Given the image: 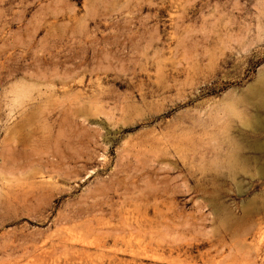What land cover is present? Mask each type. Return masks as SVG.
I'll return each instance as SVG.
<instances>
[{"label":"rangeland","instance_id":"rangeland-1","mask_svg":"<svg viewBox=\"0 0 264 264\" xmlns=\"http://www.w3.org/2000/svg\"><path fill=\"white\" fill-rule=\"evenodd\" d=\"M257 117L264 0H0V264L74 220L72 264H264ZM118 233L157 256L108 258Z\"/></svg>","mask_w":264,"mask_h":264},{"label":"bare ground","instance_id":"bare-ground-1","mask_svg":"<svg viewBox=\"0 0 264 264\" xmlns=\"http://www.w3.org/2000/svg\"><path fill=\"white\" fill-rule=\"evenodd\" d=\"M254 124H255V126L257 127V128H262V127H264V119H262V118H260V117H257L256 118V120H255V122H254ZM87 155V153H85V154H83L82 156L83 157H85ZM51 157V156H50ZM41 158V157H40ZM55 160H50V159H48V170L49 171H51V172H58V174L60 175V176H63V177H69V176H71V175H76L75 176V178L77 177V176H79L80 175V170H78V169H76L75 168V166H72V163H73V161H71V159L70 158H68L67 156H65V155H63V154H61V153H59V152H57V153H55ZM41 165V164H40ZM43 168V167H42ZM36 169H37V167H36ZM36 169H34V171L36 170ZM39 169H40V166H39ZM39 171H42V170H39ZM50 172V173H51ZM38 173V172H37ZM27 194V193H26ZM18 196V195H17ZM24 196V195H23ZM19 197V196H18ZM27 197V196H26ZM24 198V197H23ZM19 199V198H18ZM20 200V199H19ZM25 201V200H24ZM108 203V202H107ZM156 204H157V201H156ZM159 205L157 204V206L155 205V207H156V210L155 211H157V212H159V214H161V212L163 211H161V210H158V208H161L160 206L158 207ZM140 209V208H139ZM162 209V208H161ZM161 211V212H160ZM145 213H147V211H144ZM143 212V213H144ZM157 212H155V213H157ZM144 213V215L142 214L141 216H147V214H145ZM58 216V215H57ZM114 216V215H113ZM162 216V215H161ZM167 216V215H166ZM164 218H162V220L163 219H165V216H163ZM79 218V217H78ZM144 218V217H143ZM128 219V218H127ZM147 219H148V216H147V218L145 217L144 219H142L143 220V222L141 221L140 223H144V225L143 226H145V222L147 221ZM160 219V218H159ZM141 220V219H140ZM149 220H150V218H149ZM152 221H153V219H151ZM63 221H66V222H69V224H70V222L72 221V217H65V218H63ZM75 222H74V224L76 223V221L77 220H74ZM88 221V220H87ZM93 220L91 219L90 220V222H92ZM125 221V220H124ZM135 221V220H134ZM158 221V220H157ZM156 220H155V222H157ZM163 221H166V219L165 220H163ZM73 223V222H72ZM85 223V222H84ZM129 223V222H128ZM138 223V220H137V222H136V224ZM148 223V222H147ZM158 224H160V226H162L163 224L162 223H160V221H158L157 222ZM156 223V224H157ZM165 223H167V222H165ZM65 224H68V223H65ZM73 224V226H79L78 224H75L74 225ZM92 224V223H91ZM125 224V223H124ZM131 224V223H130ZM133 224V223H132ZM152 224L153 223H151L150 225L152 226ZM162 224V225H161ZM86 225V224H85ZM85 225H83V226H85ZM129 225V224H128ZM60 226V225H59ZM130 226H135V225H130ZM139 226V225H138ZM156 226V225H155ZM159 226V227H160ZM70 227H72V225L70 226ZM75 227H72V228H70L71 229V232L69 233V231H68V233H69V235H68V233L66 234L65 232V235H67V237H69V238H67L66 239V241L65 240H63V238H64V236H63V238L62 237H60V238H62V239H59L57 236V238H58V241L59 240H63V244L61 243V245H58L56 242H54L55 244H57V245H55L54 243V245L52 246H50V247H46V248H40V247H36V246H39L38 244L35 246V247H27V248H25V251L24 252H26V253H30V252H32V253H34L35 255H34V257H38L39 256V263L37 262V264H46L47 262L46 261H48V260H51L52 261V264H72L73 263V260L74 259H77V258H80V260H82V258L84 257V259H85V257L86 256H88L87 254L86 255H84V253H85V251H86V253H87V248H85V245H82V248L84 247V249L83 250H85V251H83V250H81L82 248L80 247L79 248V250L78 249H76V250H74L75 248H77V247H75L76 246V244L77 243H80V241L82 240V242L83 241H85V240H83V235H84V233H83V235L82 234H78V233H75L74 231H77L76 230V228ZM123 227V226H122ZM136 227V226H135ZM141 227V226H140ZM139 227V228H140ZM156 227H158V226H156ZM163 227H164V225H163ZM175 227V226H174ZM67 228H69V227H67ZM73 228H75V230H72ZM78 228V227H77ZM79 228H80V226H79ZM139 228H137V229H139ZM153 227H151V229H152ZM155 228V227H154ZM63 228H61V231H62V233H63V230H62ZM94 229V228H93ZM130 229H131V227H130ZM135 228H133V230H134ZM149 229H150V227H149ZM177 229V228H176ZM91 230V229H90ZM102 230V229H101ZM111 230V229H110ZM113 230V229H112ZM111 230V231H112ZM117 230V229H116ZM141 230V229H140ZM140 230H138V231H140ZM155 230V229H154ZM163 230V229H162ZM161 230V232H163ZM175 230V229H174ZM61 231L60 232H58V234L59 235H61L62 233H61ZM65 231H66V229H65ZM107 231H109V230H107ZM135 231V230H134ZM146 231L148 232V230L146 229ZM158 231V230H157ZM156 231V232H157ZM96 232H100L101 233V231H96ZM118 232V231H117ZM133 232V231H132ZM132 232H130V233H132ZM150 232V231H149ZM159 232H160V230H159ZM160 232V233H161ZM177 232V231H176ZM63 233V234H64ZM91 233H93L92 231H91ZM91 233H89V235L91 234ZM102 233H103V231H102ZM109 233V232H108ZM158 233V232H157ZM164 233V232H163ZM57 234V233H56ZM57 234V235H58ZM95 234V233H94ZM97 234V233H96ZM105 234V233H104ZM144 234V233H143ZM162 234V233H161ZM108 235V234H107ZM119 235H121V234H119L118 233V236L117 235H115V237L113 238V240H114V246H116L117 244H120V243H122L123 245H124V247H125V249L123 250H118V249H110L109 251H107V253H106V255H107V257L108 256H110V257H108V258H112L113 260L114 259H116L117 258V256H118V254H124V253H128V250H131L132 251V253L134 254V258L135 259H140V258H142V257H151L150 255H152V252L154 253V252H156L157 251V248L155 247V244L153 243V240H155L156 238L154 237V236H149V239H150V241H144V240H142L143 238L142 237H145L144 235H142L141 234V236H139V238H137L136 239V242H135V238H133L134 236H132V234H131V237L129 238V239H127V238H125V237H122V236H124V235H122V236H119ZM152 235V234H151ZM47 236V235H46ZM55 236V235H54ZM62 236V235H61ZM88 236V235H87ZM113 236H114V233H113ZM162 236V235H161ZM164 236V235H163ZM49 237V236H48ZM47 237V238H48ZM66 238V237H65ZM64 238V239H65ZM89 237H87V239H88ZM104 238V237H103ZM69 239L71 240V243H68L67 241H69ZM86 239V240H87ZM97 239V238H96ZM102 239V238H101ZM108 239H109V237H106V238H104V240H103V242L102 243H106L107 241H108ZM156 241H158L157 239H156ZM156 241H154V242H156ZM163 241V240H162ZM34 242V241H33ZM86 242V241H85ZM88 242V241H87ZM164 242V241H163ZM94 243V242H93ZM28 245H29V243H27ZM36 243H34V245H35ZM52 244V243H51ZM85 244V243H84ZM87 244V243H86ZM89 244V243H88ZM91 244V243H90ZM89 244V245H90ZM96 244H98V246L101 248L103 245H105V244H101V243H97V241H96ZM26 245V244H25ZM31 245V244H30ZM157 245L161 248V247H163V243H161V241L160 242H158L157 243ZM27 246V245H26ZM25 246V247H26ZM93 246V245H92ZM75 247V248H74ZM120 247H121V245H120ZM172 247V246H171ZM105 248V247H104ZM179 248V247H178ZM166 249V248H165ZM172 249V248H171ZM108 250V249H107ZM173 250H175L174 248H173ZM90 251V250H89ZM95 251V250H94ZM96 251H98V250H96ZM101 251V253H102V255L103 256H105V253H103L102 252V250H99V252ZM131 251H129V254H130V252ZM23 252V254H25ZM93 252V251H92ZM92 252L90 253V255L92 254ZM158 253V256H159V252H157ZM157 253H155V255L157 254ZM36 254H39L38 256H36ZM89 254V253H88ZM26 255V254H25ZM28 255V254H27ZM99 255V254H98ZM33 256V255H32ZM153 256V255H152ZM157 256V255H156ZM156 256H153V257H156ZM34 257H33V259L32 260H35L34 259ZM99 257V256H98ZM101 257V256H100ZM159 257H161V256H159ZM32 258V257H31ZM92 257H89V259L94 263V261H93V259H91ZM105 258V257H104ZM134 258H132V261H133V259ZM38 259L36 260V261H38ZM135 259H134V261H135ZM155 259H157L158 260V258H155ZM103 260V259H102ZM50 261V262H51ZM110 261H111V259H110ZM118 260H116V262H117ZM174 262V261H173ZM28 264H30V262H27ZM33 263V262H32ZM34 263H35V261H34ZM96 263V262H95ZM177 263V262H176ZM103 264H104V260H103ZM175 264V263H174Z\"/></svg>","mask_w":264,"mask_h":264}]
</instances>
